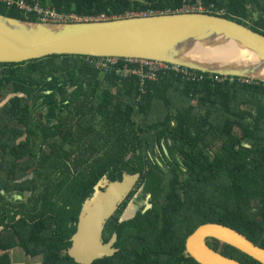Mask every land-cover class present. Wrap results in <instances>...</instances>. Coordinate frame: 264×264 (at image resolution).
<instances>
[{"label": "trees", "instance_id": "1", "mask_svg": "<svg viewBox=\"0 0 264 264\" xmlns=\"http://www.w3.org/2000/svg\"><path fill=\"white\" fill-rule=\"evenodd\" d=\"M26 1L85 19L101 14L109 18L127 13L172 12L188 4L202 6L210 13L264 34V0ZM210 3L214 6H208ZM0 13L38 20L35 14L24 16L2 2ZM94 59L97 58L51 54L22 62L0 63V80H14L11 90L16 94L25 88V111L33 99L34 86H39L48 74L60 75L71 88L66 109L77 120L80 135L75 141L81 135L88 138L92 135L87 146L83 142L77 144V149L79 155L88 154L93 158V166L87 174L80 173L83 183L76 177L66 187L64 204L55 210L59 218L57 234L61 233V237H54L48 245L47 238L41 241L36 235L32 241L35 244L24 246L25 252L41 253V264H77L65 252L70 245L66 238L75 231L74 225L67 226V223L75 220L82 198L89 194L91 185L109 165L115 168L117 159L127 164L123 158L136 149L140 151L136 160L141 164L146 149L155 143H164L172 159L176 151L185 171L176 163L167 175L157 165L154 173L146 177V189L155 197L158 191L166 190L168 199L179 202L178 206H186L189 217L175 224L173 230L170 221L160 224L159 231L152 236L157 250L154 264H199L185 256L183 239L205 222L232 227L264 248V82L186 68L160 71L156 79L141 81L135 74L123 76L116 72L124 63L121 59L105 71L94 66ZM184 69L195 76L186 77ZM20 99L15 95L11 101ZM161 153L167 157L163 150ZM79 155L76 162L84 164L86 158ZM34 227L32 223L29 226L31 238ZM28 231L25 229L26 237ZM7 242V245L1 244L2 249L18 245L13 240ZM207 244L242 263L260 264L214 238H208ZM0 264H11L7 252L0 254ZM91 264H105V258ZM111 264H123V261L115 260Z\"/></svg>", "mask_w": 264, "mask_h": 264}, {"label": "water", "instance_id": "2", "mask_svg": "<svg viewBox=\"0 0 264 264\" xmlns=\"http://www.w3.org/2000/svg\"><path fill=\"white\" fill-rule=\"evenodd\" d=\"M51 54L151 59L190 70L264 82V34L222 15L177 10L41 21L0 13V63ZM49 77L60 78L64 83L60 75L54 74L43 80ZM5 81L0 80V84ZM138 177V172L125 173L119 180L106 182L105 190L101 188L103 178L95 183L92 194L80 206L76 229L65 250L75 263L91 264L117 250L112 247L114 237L108 243L103 242V225ZM134 210L135 207L129 206L128 211ZM208 238L264 264L263 247L219 222L197 225L184 240L186 255L199 264H246L211 248Z\"/></svg>", "mask_w": 264, "mask_h": 264}, {"label": "flooded vegetation", "instance_id": "3", "mask_svg": "<svg viewBox=\"0 0 264 264\" xmlns=\"http://www.w3.org/2000/svg\"><path fill=\"white\" fill-rule=\"evenodd\" d=\"M208 6L214 5L210 3ZM13 82L14 80H6L0 84V254L10 253L15 248L29 261L41 258V253L33 255L25 252L24 248L30 243L35 244L33 242L36 235L41 241L47 238L45 243L48 245L54 237H61V233L57 234L59 225L56 221L59 218L55 210L64 204L66 187L73 183L74 178L79 179L82 174H87L89 167L93 166V158L88 154L79 155L77 149V144L83 142L87 146L92 135L89 138L81 135V139L76 142L75 139L80 134L77 120L70 117L66 109L68 101L59 104L58 101L42 100L40 85L47 82V79L39 86H34L33 99L27 111L25 88L21 93H13ZM15 95L21 99L11 101ZM53 104L54 110H50L49 107ZM162 150L168 158L163 157ZM176 153L175 151V159H172L168 156L164 143H155L151 149H146V156L139 164L136 160L140 155L139 149L129 151L123 158L127 164H122L117 159L118 165L115 168L109 165L100 177L104 183L101 188L105 190L108 186L106 182L119 180L125 173H139L127 196L103 225V242L108 243L114 237L112 247L117 249L112 255L103 257L105 264H111L115 260L123 261V264H154L157 250L152 236L157 234L160 224L170 221L173 230L175 224L188 219L189 211L186 206H178L179 202L168 199L166 190L158 191L157 199L146 189V177L154 173L157 165L167 175L176 163L185 171V168H181L184 164ZM77 155L86 158L84 164L76 162ZM81 172L83 173L80 175ZM79 182L83 183V179H79ZM96 182L91 185L89 194L82 198L75 220L68 221L67 226L74 225L76 229L80 206L92 194ZM167 203L170 205L166 206ZM65 206L68 209L70 207L67 204ZM129 206L135 207L133 213L128 211ZM31 223L35 226L33 238L29 237L28 231ZM25 229L28 231L27 237ZM71 235L66 239L70 241ZM8 240H13L18 245L2 249L1 244L7 245ZM184 254L188 257L185 251Z\"/></svg>", "mask_w": 264, "mask_h": 264}, {"label": "built area", "instance_id": "4", "mask_svg": "<svg viewBox=\"0 0 264 264\" xmlns=\"http://www.w3.org/2000/svg\"><path fill=\"white\" fill-rule=\"evenodd\" d=\"M6 7L15 8L19 12H21L24 16L29 14H35L38 16V20L41 21H58V20H77L84 19L78 18L74 14L63 15L55 12L50 8H43L38 3H29L26 0H0ZM212 7V6H210ZM186 10H197V11H205L210 12V10L199 6L195 7L192 5L184 4L181 11ZM152 13V12H146ZM104 17V15L99 16ZM98 17V18H99ZM97 59L93 60V64L96 68L100 70H108L112 65L118 64L119 60H123L124 63L116 69V72L122 74L123 76L135 74L137 75L141 81L143 80H154L157 77L158 72L160 71H168V70H178L179 67L177 65H173L170 63L155 61L151 59H142V58H116L112 56H104V57H96ZM188 69V68H186ZM185 70V76H195L191 71Z\"/></svg>", "mask_w": 264, "mask_h": 264}, {"label": "rangeland", "instance_id": "5", "mask_svg": "<svg viewBox=\"0 0 264 264\" xmlns=\"http://www.w3.org/2000/svg\"><path fill=\"white\" fill-rule=\"evenodd\" d=\"M72 14V13H71ZM70 15V14H68ZM102 15V14H101ZM85 19V18H84ZM54 79L59 80L58 82H55L53 80H48L47 82H44L42 85H40L41 89L39 90L40 94L43 93L45 90L48 89L49 86L54 89L53 94L49 97L46 96L44 93L41 95L42 100L45 99V101L49 102L58 101L59 104H64V102H67L69 100V92L71 91V88L68 87L65 83H63L60 78L55 77ZM43 91V92H41ZM39 94V95H40ZM38 95V94H37ZM38 95V96H39ZM50 110H54V104L49 107ZM9 254L11 264H18V263H27V264H41V258L36 257L33 258V260L29 259L26 256H24L18 249H12Z\"/></svg>", "mask_w": 264, "mask_h": 264}, {"label": "bare ground", "instance_id": "6", "mask_svg": "<svg viewBox=\"0 0 264 264\" xmlns=\"http://www.w3.org/2000/svg\"><path fill=\"white\" fill-rule=\"evenodd\" d=\"M48 80H50V81L53 80V81H55V82H58V81H59V80L53 79V78H51V77H49V78L47 79V81H48ZM53 91H54V89H52V87L49 86L48 89L44 91V94H45L46 96H49V97H50V96L53 94Z\"/></svg>", "mask_w": 264, "mask_h": 264}]
</instances>
